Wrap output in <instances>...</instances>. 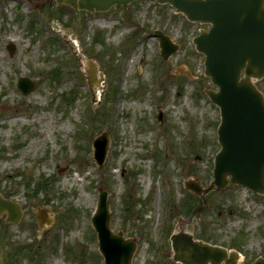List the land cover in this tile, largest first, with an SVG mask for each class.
Returning a JSON list of instances; mask_svg holds the SVG:
<instances>
[{"label": "rangeland", "instance_id": "rangeland-1", "mask_svg": "<svg viewBox=\"0 0 264 264\" xmlns=\"http://www.w3.org/2000/svg\"><path fill=\"white\" fill-rule=\"evenodd\" d=\"M202 27L157 0L105 13L0 0V193L22 210L17 223L0 213V264H105L91 223L100 188L112 229L136 238L131 264H181L170 239L180 224L239 250L242 264L264 256V194L230 184L185 213V179L207 184L220 148V109L205 92L215 86L193 43ZM156 30L180 44L168 59ZM20 76L34 81L33 91L18 88ZM256 82L264 91V78ZM104 132L100 166L93 140ZM42 176L55 190L31 194L26 186ZM40 206L50 208L51 224L40 226Z\"/></svg>", "mask_w": 264, "mask_h": 264}, {"label": "water", "instance_id": "water-1", "mask_svg": "<svg viewBox=\"0 0 264 264\" xmlns=\"http://www.w3.org/2000/svg\"><path fill=\"white\" fill-rule=\"evenodd\" d=\"M78 8L108 9L113 4L127 5L131 0H57ZM170 1L192 19L211 20L210 1L217 0H160ZM219 17L210 32L195 38L197 48L206 54L205 73L220 86L218 91L208 89L211 99L220 105L222 122L219 126L221 150L215 158L214 180L203 186L198 179L189 178L186 187L203 196L213 189H222L229 182L241 183L264 193V96L254 83V78L264 76V0H224L215 9ZM160 36L162 53L168 56L177 49L167 36ZM11 54L15 44L10 42ZM245 77H241L242 69ZM254 77V78H253ZM19 87L33 89L28 78H21ZM107 140L96 146V157L102 163ZM231 175V176H230ZM8 210L9 220L18 221L22 215L19 205L0 196V213ZM46 208L38 209L43 222ZM111 214L107 194L102 190L98 209L92 221L98 230L100 248L106 264H131L135 244L112 233L109 226ZM174 258L184 264H240L237 250L230 252L221 246L195 240L191 233L180 231L172 235ZM254 264H264V257Z\"/></svg>", "mask_w": 264, "mask_h": 264}, {"label": "trees", "instance_id": "trees-1", "mask_svg": "<svg viewBox=\"0 0 264 264\" xmlns=\"http://www.w3.org/2000/svg\"><path fill=\"white\" fill-rule=\"evenodd\" d=\"M44 184L46 185L47 184V181L46 180H40V182H38L37 185L40 187V185L41 186H44ZM36 191H38V189ZM196 202H198V197L192 195L191 193H188V197L185 200V203L187 204L186 213L193 212L194 205H195Z\"/></svg>", "mask_w": 264, "mask_h": 264}, {"label": "bare ground", "instance_id": "bare-ground-1", "mask_svg": "<svg viewBox=\"0 0 264 264\" xmlns=\"http://www.w3.org/2000/svg\"><path fill=\"white\" fill-rule=\"evenodd\" d=\"M183 227H184L183 225H181V224L179 225V228H181V229H182Z\"/></svg>", "mask_w": 264, "mask_h": 264}]
</instances>
